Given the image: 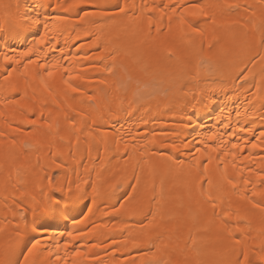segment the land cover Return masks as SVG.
<instances>
[{
    "label": "bare ground",
    "instance_id": "1",
    "mask_svg": "<svg viewBox=\"0 0 264 264\" xmlns=\"http://www.w3.org/2000/svg\"><path fill=\"white\" fill-rule=\"evenodd\" d=\"M74 2L0 0V254L15 248L20 264H228L223 226L240 217L246 231L234 235L258 264L264 214L240 197L264 191V45L253 27L264 0H80L66 13ZM195 5L215 23L181 15ZM45 22V45L21 57ZM52 59L61 66L49 77L39 64ZM49 198L66 212H42Z\"/></svg>",
    "mask_w": 264,
    "mask_h": 264
},
{
    "label": "snow or ice",
    "instance_id": "2",
    "mask_svg": "<svg viewBox=\"0 0 264 264\" xmlns=\"http://www.w3.org/2000/svg\"><path fill=\"white\" fill-rule=\"evenodd\" d=\"M80 0H75V2L73 4H70L67 8L64 9V11L67 13L69 11V9L71 8H75L79 5ZM227 7H238V5H227ZM121 12H124V8H120L119 9ZM173 11H175V8L173 7ZM184 14L190 15V16H204V17H208L209 19H212V22L215 23V19L213 18V16H210L209 13L207 11H205V8L199 5H195L193 6L192 9L189 8H185L184 12L181 14L182 16ZM85 15H88V13H85ZM214 15V14H213ZM57 20H63V17H56ZM80 19H83V17H80ZM34 23L39 24L40 21L39 19H37L36 21H34ZM44 27H45V31L43 34H41L39 36L38 39L35 40L33 46L28 47L26 50H24L23 52L20 53L21 57H30L31 54L34 53L35 50V46L36 45H45L47 37H48V30H47V22L44 23ZM253 27L256 31H259L260 33V41L261 44L264 45V15L261 16V18L259 19L258 24L254 23ZM191 31L194 34H201L200 30L192 27ZM87 35V33H86ZM49 44H51V41L48 42ZM14 51V50H13ZM50 51L55 52L56 49H50ZM59 51L61 53H63V49H59ZM61 58H64L63 56ZM70 59H75V57H70ZM84 59H88L87 56L84 57ZM3 60L5 61L6 64H19L20 61L14 60L13 57L11 55L5 54L3 56ZM37 63L36 60L33 59H29L27 64L24 65L25 68L28 67V65L31 64H35ZM60 59H52L51 63H41L39 64V68L42 69L44 72L47 73V76L51 77L53 76V71L52 69H55L57 67H60ZM12 71H15V69H13ZM12 71H8L7 75L4 77L6 82H9L11 80L12 77ZM72 69L69 67H64V73L69 74V78H71V73ZM109 71H111V69H109ZM65 84L68 83L67 80L64 81ZM10 87H12V90L15 91V86L10 85ZM69 87H71V85H69ZM73 92L78 91L77 88H72ZM89 99H91V97H89ZM237 115H239V113H237ZM72 128H75V122H73V124L71 125ZM240 132H251V129L248 128H240L239 129ZM261 138L264 139V132L261 133ZM209 140H213L215 139L214 135H210L208 137ZM25 148H31L32 145L31 144H24L23 145ZM260 145L253 143L252 144V148H257ZM231 148L232 149H237L239 151H243V148L240 147L239 144L236 143H232L231 144ZM225 155H231L233 160L235 159V152H225ZM225 179L227 180V184L230 185L233 189H236V184L233 182L232 179H229L227 177H225ZM257 179L264 181V173H259L257 174ZM209 184L211 183L210 181L208 182ZM243 183L245 185L249 184L250 181L245 179L243 181ZM79 188V186H77ZM86 195V193H85ZM68 196L71 198L69 199L68 203L72 202V199L74 197H76L75 193H72L71 190H69ZM255 197H261V199L259 201H256L254 198ZM78 198H83V196H79ZM241 199H245L247 201V203L251 206V210L252 211H259L260 213L264 214V191H260L257 192L255 190L252 191L251 194V198L244 196L243 194H241ZM209 199L211 200V196H209ZM63 200V197H61V201ZM123 207V205H121V208ZM213 207H215V205H213ZM50 212L53 215V218H56L58 215H61L63 213L66 212V209L62 207L61 203L58 202H54L51 198H49L47 200L46 203H44L43 208H42V212ZM114 211H119V209H114ZM225 218L226 219H231V217H229L228 213H225ZM241 218L237 217V224L234 226L229 227L226 223L223 226V231L226 233L225 236V245L226 248L235 256V260L233 261H229L228 264H253V260L250 258V252H249V248L246 244L243 243L242 240L238 239L235 237V233L239 232V233H244L246 230L242 227L239 226V220ZM75 223H79V221L74 220ZM67 235L69 237H71L72 240H78L80 236L84 235V233H77L76 235H73L72 232H68ZM192 240V247L194 249H196V245H197V240L195 238H191ZM67 243L65 244V247H67ZM36 244L32 245V248H35ZM91 247H96V245H91ZM31 253V249H29V254ZM74 256H85V253L81 252L79 250V248L76 249V251L74 253H72ZM197 254L199 255V250H197ZM15 248H11L8 249L6 251L3 252V254H0V264H20V261L15 259ZM57 259L59 260V257H57ZM24 264H28V257L25 256L24 257ZM196 264H204V262L202 261H197ZM258 264H264V245L261 246L260 248V256H259V261Z\"/></svg>",
    "mask_w": 264,
    "mask_h": 264
}]
</instances>
